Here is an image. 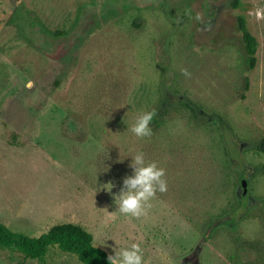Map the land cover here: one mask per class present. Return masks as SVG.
I'll return each instance as SVG.
<instances>
[{
	"label": "rangeland",
	"instance_id": "obj_1",
	"mask_svg": "<svg viewBox=\"0 0 264 264\" xmlns=\"http://www.w3.org/2000/svg\"><path fill=\"white\" fill-rule=\"evenodd\" d=\"M240 2L0 0V222H73L109 255L138 243L146 264H264V0ZM137 151L167 190L125 217L114 194ZM0 264L83 263L53 246L0 247Z\"/></svg>",
	"mask_w": 264,
	"mask_h": 264
},
{
	"label": "trees",
	"instance_id": "obj_2",
	"mask_svg": "<svg viewBox=\"0 0 264 264\" xmlns=\"http://www.w3.org/2000/svg\"><path fill=\"white\" fill-rule=\"evenodd\" d=\"M232 7L240 6V0H230ZM238 27L242 31L244 51L248 59L249 68L256 63L255 37L247 30L243 17L238 16ZM249 81L245 78L244 90L248 89ZM245 97L244 93L240 94ZM182 107L192 114L195 108L191 104L182 103ZM254 149L264 153V135L257 142ZM56 247L61 251L74 254L83 264H110L108 253L101 247L95 246L92 242V235L82 226L73 222H63L52 225L47 231L38 236H31L23 232L14 231L6 224L0 222V247L16 250L25 258L40 259L50 247Z\"/></svg>",
	"mask_w": 264,
	"mask_h": 264
},
{
	"label": "clouds",
	"instance_id": "obj_3",
	"mask_svg": "<svg viewBox=\"0 0 264 264\" xmlns=\"http://www.w3.org/2000/svg\"><path fill=\"white\" fill-rule=\"evenodd\" d=\"M154 115L153 111H146L139 115L129 128L131 133L141 139L150 137L152 135L150 124ZM129 167L131 174L123 177L119 193L114 194V203L117 206L116 210L125 217L138 218L145 214L147 207H150L149 201L157 191L167 190L164 179L165 170L155 161H146L143 151H137L131 155ZM112 187V183H107L104 188L111 191ZM105 240L97 244H104ZM107 259L110 264H146L138 243L116 248L114 254L108 255Z\"/></svg>",
	"mask_w": 264,
	"mask_h": 264
},
{
	"label": "water",
	"instance_id": "obj_4",
	"mask_svg": "<svg viewBox=\"0 0 264 264\" xmlns=\"http://www.w3.org/2000/svg\"><path fill=\"white\" fill-rule=\"evenodd\" d=\"M245 184H246V182H245V180L243 179V180L241 181V185L243 186V193H245Z\"/></svg>",
	"mask_w": 264,
	"mask_h": 264
},
{
	"label": "flooded vegetation",
	"instance_id": "obj_5",
	"mask_svg": "<svg viewBox=\"0 0 264 264\" xmlns=\"http://www.w3.org/2000/svg\"><path fill=\"white\" fill-rule=\"evenodd\" d=\"M242 17V16H241ZM244 19V18H243ZM238 29H239V27H238ZM240 30V29H239ZM241 31V30H240ZM241 34H242V31H241ZM186 264H189V262L188 263H186Z\"/></svg>",
	"mask_w": 264,
	"mask_h": 264
}]
</instances>
